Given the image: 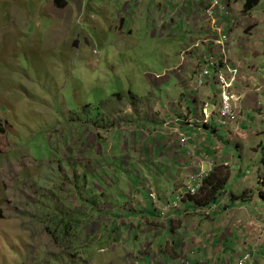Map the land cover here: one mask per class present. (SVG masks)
<instances>
[{
    "label": "rangeland",
    "instance_id": "1",
    "mask_svg": "<svg viewBox=\"0 0 264 264\" xmlns=\"http://www.w3.org/2000/svg\"><path fill=\"white\" fill-rule=\"evenodd\" d=\"M123 1L0 0V264L76 260L86 243L85 223L143 215L122 211L130 207L129 197L119 194H135V185L126 188L128 174L145 171L140 138L160 134L124 106L138 107L136 99L151 89L144 74L157 77L165 65L157 41L146 35L152 16L145 15L144 3L133 4L124 19L128 31L118 25L119 9H128ZM176 28L187 29L181 23ZM152 60L160 63L155 71L145 63ZM128 116L136 119L131 132L125 128ZM190 120L201 123L204 117ZM179 137L185 153L196 156L191 137ZM124 151L128 155L118 160ZM197 154L198 163L208 162L207 153ZM154 156L160 157L156 148ZM238 171L233 168L218 195L223 204L232 192L241 194ZM255 173L249 188L257 192Z\"/></svg>",
    "mask_w": 264,
    "mask_h": 264
},
{
    "label": "crops",
    "instance_id": "2",
    "mask_svg": "<svg viewBox=\"0 0 264 264\" xmlns=\"http://www.w3.org/2000/svg\"><path fill=\"white\" fill-rule=\"evenodd\" d=\"M126 1L128 9H119L117 23L128 31L124 19L131 15L133 4L136 3L137 8L145 4V15L152 16L148 22L150 33L146 35L157 41L160 62L165 65L164 69L160 66V73L179 65L180 53L186 44L210 33V24L202 12L207 0H188V7L184 0L123 2ZM231 4L232 16L223 19V23L230 40L228 59L240 73L235 91L245 93L240 120L227 128L213 122L218 111L219 86L213 82L197 85L201 59L198 50L182 62L177 71L155 79L156 83L145 76L146 83L151 85L149 93L145 99H136L140 102L138 107L132 102L125 104L124 111L131 114L138 111L145 125L156 128L160 135L156 140L140 138L143 148L140 156L144 159L140 163L145 171L128 174L130 180L126 181V188L135 185V194L129 190L119 194L129 197L130 207L125 205L122 211L143 215L128 221L85 223L86 243L79 250V256L76 260L66 257L62 264H183L182 258L190 264H238L246 252L252 254L246 264H264V190L259 186L264 184V0H259L249 10H244L246 0H231ZM256 11L261 14L256 15ZM178 23L187 29L177 30ZM130 30V35L134 36L135 28ZM135 48L130 47L129 51ZM212 48L207 46L205 50L211 52ZM145 63L154 71L160 64L154 60ZM170 80L173 84L166 89L165 84ZM206 103L213 113L211 122L191 121V118L201 117ZM128 121L125 128L131 132L137 128L132 127L136 119L128 116L125 122ZM182 133L191 137L196 156L186 154L180 146L179 134ZM160 137L165 149L160 145L163 144ZM213 143L218 144V148H213ZM122 148L126 151L129 146ZM155 148L160 155L158 159L154 156ZM125 151L116 158L121 160L122 156H127ZM200 151L216 162V173L198 196L184 199L166 218H160L162 205L175 198L177 190L199 168L196 157ZM250 165L255 169H250ZM233 168L243 175L241 194L232 192L219 210L206 215L201 208L219 199ZM254 170L257 192L249 188V183H255ZM152 191L157 198L151 197ZM130 202L135 204L132 206ZM103 209L111 210L109 206ZM99 253L101 255L97 256Z\"/></svg>",
    "mask_w": 264,
    "mask_h": 264
},
{
    "label": "built area",
    "instance_id": "3",
    "mask_svg": "<svg viewBox=\"0 0 264 264\" xmlns=\"http://www.w3.org/2000/svg\"><path fill=\"white\" fill-rule=\"evenodd\" d=\"M231 0H208L204 6L203 13L209 22H220L222 19L229 17L231 15ZM202 42L210 44L214 43L211 39L203 40ZM218 44L223 45L218 46L217 53L222 55L218 57L215 54H205L201 60V73L198 78V83L203 84L206 81H215L222 90L221 96V106L220 115L218 117V122L222 125L227 126L228 124L235 122L238 119V112L234 99H240L241 97L234 94L231 89L233 88L235 81L238 76V69L233 67V65L227 60V50L224 40L217 41ZM210 67H213L212 71ZM214 72V73H213ZM214 162L208 161L206 164L199 163V170L194 174L190 175L188 178L187 186L181 194H178V198L182 199L186 193H195L197 189L203 185V181L209 177L214 169ZM155 198V195L152 194ZM178 204L176 201L167 203L163 210L167 211L176 207ZM251 257V253L247 252L242 259L238 261V264H246V260ZM183 264H190L188 260L181 259Z\"/></svg>",
    "mask_w": 264,
    "mask_h": 264
},
{
    "label": "clouds",
    "instance_id": "4",
    "mask_svg": "<svg viewBox=\"0 0 264 264\" xmlns=\"http://www.w3.org/2000/svg\"><path fill=\"white\" fill-rule=\"evenodd\" d=\"M66 2V1H65ZM208 2V0L206 1V3ZM206 3L204 4V6L206 5ZM230 3H231V1H230ZM232 5V4H231ZM246 5V4H245ZM204 6L202 7L203 9H204ZM230 10H231V8H230ZM245 10V9H244ZM202 12H203V10H202ZM204 14V13H203ZM232 16V12H231V15L229 16V17H231ZM229 17H226V18H229ZM226 18H224V19H226ZM209 22V21H208ZM209 24H210V33L209 34H207V35H205V36H203V37H199V38H197V39H194V40H192V41H190L188 44H186L185 45V47L182 49V51H181V53H180V59H181V62H179V65H177L175 68H173V69H165L164 71H162L161 73L159 72H156L157 73V77L156 76H154L152 73H147V74H144V76H147L148 78H153V80H155V79H160V78H162V77H164V76H166V75H169V74H171V73H173L174 71H177V69L179 68V66L181 65V64H183L182 62H184V61H186V60H188V58L191 56V55H193V53L196 51V50H198L200 53H199V55H200V63H199V73H198V75H197V78H196V80H197V85L199 84L198 83V78H199V75H200V73H201V66H202V64H201V60H202V58H203V55H205V54H215L216 56H218L219 58L220 57H222V55H220L219 53H217V45L218 46H221L222 48H223V45H220V44H218L217 43V41H219V40H224L225 41V44H226V50H227V60L230 62V60L228 59V53H229V43H230V40H229V35L226 33V26H225V24L223 23V19L218 23V22H216V23H211V22H209ZM206 39H211V40H213L216 44H214L213 42L212 43H210V44H207V43H204V42H202L203 40H206ZM207 46H210V47H213L212 49H211V52H209V51H206L205 50V48L207 47ZM233 65V64H232ZM233 67H236V66H234L233 65ZM237 68V67H236ZM210 69H211V71H212V69H213V67H210ZM238 69V68H237ZM214 73V72H213ZM238 73H239V70H238ZM237 79H236V81H235V84H234V86H233V88L231 89V91L234 93V94H236V95H238V96H240L241 98L240 99H234L233 100V103L235 104V106H236V109H237V112H238V119L235 121V122H232V123H230V124H234V123H236V122H238L239 120H240V109H241V105H242V103H243V100H244V97H245V93H237L236 91H235V85H236V83H237ZM207 82H213V83H216L215 81H206L205 83H207ZM156 83V82H155ZM205 83H203V84H205ZM203 84H200V85H203ZM217 84V83H216ZM219 86V85H218ZM218 91H219V100L218 101H216L217 103H218V105H217V109H218V111H217V113L215 114V119H216V121H217V123L220 125V126H222V127H228L230 124H228L227 126H225V125H222V124H220L219 122H218V117H219V115H220V106H221V96H222V90H221V88L219 87V89H218ZM207 109H208V111H207ZM213 113H211V111L209 110V104L208 103H206L205 105H204V107H203V109H202V115H203V117H204V121L202 122V123H204V124H208V123H210L211 122V117L213 116L212 115ZM114 128H117V127H114ZM134 130H136V128H133ZM208 161H212V162H214V169H213V171L211 172V174L209 175V177H207L204 181H203V185H201L198 189H197V191L195 192V193H191V192H189L188 191V193H186L185 195H184V197L182 198V199H180V198H178V194H176V196H175V198H173L172 200H168V201H166L163 205H162V210H161V214H160V218H162V219H164V218H166V216L168 215V213L169 212H171L172 210H174V209H176V208H178L179 207V205H180V203L184 200V199H186V198H188V199H191V198H193V197H196V196H198L201 192H202V189L204 188V186L206 187V185H207V183L209 182V180L214 176V174L216 173V170H217V164H216V162L213 160V159H211L210 157L208 158ZM199 164V163H198ZM199 170V168L195 171V172H197ZM195 172H193L192 174H194ZM191 174V175H192ZM190 177V176H189ZM188 177V178H189ZM187 178V181L184 183V185L182 186V188H181V192L182 191H184V189H186V186H187V182H188V179ZM152 194H154L155 195V198H157V196H156V193L154 192V191H152L151 192V197L152 198H154L153 196H152ZM154 198V199H155ZM174 201H176L177 202V206L176 207H173L172 209H169V210H167V211H164L163 210V208H164V206L167 204V203H169V202H174ZM223 205V203L218 199H216V201H214V202H212V203H210V204H207L206 205V207H204V208H201L202 210H203V212L206 214V215H208V214H210V213H212L213 211H216V210H219V208H221V206ZM247 253V252H246ZM245 253V254H246ZM249 253H251V252H249ZM244 254V255H245ZM251 256H252V254H251ZM243 258V257H242ZM241 258V259H242ZM251 258V257H250Z\"/></svg>",
    "mask_w": 264,
    "mask_h": 264
},
{
    "label": "trees",
    "instance_id": "5",
    "mask_svg": "<svg viewBox=\"0 0 264 264\" xmlns=\"http://www.w3.org/2000/svg\"><path fill=\"white\" fill-rule=\"evenodd\" d=\"M57 3L59 4V0H56ZM259 2V0H246V5H245V10H249L251 7L256 5ZM1 132H5V128H0Z\"/></svg>",
    "mask_w": 264,
    "mask_h": 264
}]
</instances>
